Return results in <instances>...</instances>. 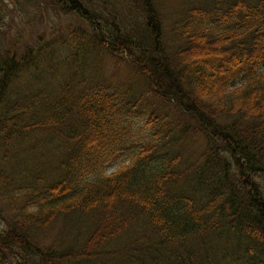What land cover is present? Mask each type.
Wrapping results in <instances>:
<instances>
[{
	"label": "trees",
	"instance_id": "1",
	"mask_svg": "<svg viewBox=\"0 0 264 264\" xmlns=\"http://www.w3.org/2000/svg\"><path fill=\"white\" fill-rule=\"evenodd\" d=\"M32 6L83 26L0 53V264H264V0L187 5L171 45L154 0H0V31ZM105 54L146 89L89 81Z\"/></svg>",
	"mask_w": 264,
	"mask_h": 264
},
{
	"label": "rangeland",
	"instance_id": "2",
	"mask_svg": "<svg viewBox=\"0 0 264 264\" xmlns=\"http://www.w3.org/2000/svg\"><path fill=\"white\" fill-rule=\"evenodd\" d=\"M154 2L158 4L162 12L163 21L167 25L165 26L166 30L164 31V37L165 39L167 38L168 41L166 39L165 42L166 44H170L172 40L167 37V35L171 30L172 24L177 18L182 16V12L185 11L187 5H210L213 4L215 0H154ZM29 14L28 16H22L10 11L6 19V25L3 30L0 31V53L1 51L4 52L8 50L9 45L13 41H21L23 44H27V40H30L29 38L33 40L38 34L41 35L49 29L57 30L58 33L62 34L65 32L66 27H69L71 24H76V22L83 26V23L77 20V18H72L71 14H61L60 12L49 10L45 21L43 19L37 21L39 13L34 10L33 6L29 9ZM28 18H31L30 24L28 23ZM123 60L128 59L123 58ZM39 65H41V67H47L44 61H41ZM82 67L85 69L86 77L89 81L94 83L102 82L113 86L134 84L137 90L146 89L145 81H142L141 76L137 74L132 64L119 65L110 55L105 54L102 57L90 56ZM201 143L202 140L190 139L184 145L179 146L184 155V159H190L186 160L185 164L186 162L190 163L195 157L197 158L196 155L202 150ZM114 170L115 165H111L107 169V173H112ZM258 180L262 181L264 185L263 179L259 178ZM94 223V219L81 217L79 215L75 216L71 218L70 222H62L56 226V228L44 237V241L55 250L58 248L60 249V246L68 249L70 246L73 248V246L78 245V249H80V245L82 246L84 244L89 234L93 231L92 228L94 229ZM139 227L145 228V226ZM141 230H143V228ZM141 230L137 228L131 229L122 236V238H124L123 242H129L133 238L137 240L136 237ZM55 244L57 246H55Z\"/></svg>",
	"mask_w": 264,
	"mask_h": 264
}]
</instances>
